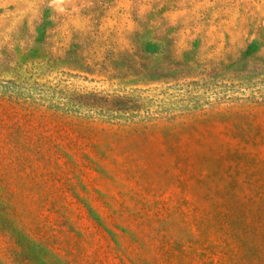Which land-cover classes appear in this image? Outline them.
Masks as SVG:
<instances>
[{"label": "rangeland", "instance_id": "obj_1", "mask_svg": "<svg viewBox=\"0 0 264 264\" xmlns=\"http://www.w3.org/2000/svg\"><path fill=\"white\" fill-rule=\"evenodd\" d=\"M0 82V264H264V0H0Z\"/></svg>", "mask_w": 264, "mask_h": 264}, {"label": "trees", "instance_id": "obj_2", "mask_svg": "<svg viewBox=\"0 0 264 264\" xmlns=\"http://www.w3.org/2000/svg\"><path fill=\"white\" fill-rule=\"evenodd\" d=\"M35 87H32L30 89H26L24 91H19L16 88L13 87L12 84L8 82H0V99H4L6 101H10L13 103H22L26 105L35 106L40 102L41 95L38 92V90H34ZM137 116L135 114L126 115L125 117H109L104 116L101 121L102 122H110V121H116L119 122V120H130L132 117Z\"/></svg>", "mask_w": 264, "mask_h": 264}]
</instances>
